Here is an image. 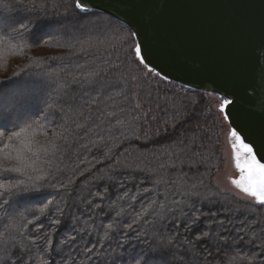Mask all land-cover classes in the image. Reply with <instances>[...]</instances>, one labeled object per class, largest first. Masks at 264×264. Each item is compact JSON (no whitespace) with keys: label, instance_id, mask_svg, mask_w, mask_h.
Instances as JSON below:
<instances>
[{"label":"snow or ice","instance_id":"obj_1","mask_svg":"<svg viewBox=\"0 0 264 264\" xmlns=\"http://www.w3.org/2000/svg\"><path fill=\"white\" fill-rule=\"evenodd\" d=\"M16 4L13 10L0 0V10L8 8L10 12L8 15H0V44H8L9 41L15 40L16 43L11 46L23 52L26 47H31L37 42L45 45L54 42L59 47L74 49L69 52L70 57L86 54L89 49L96 47L91 41L80 38L84 28L81 21L90 14L94 7L93 0H16ZM17 13L35 15L36 20L31 23L20 22ZM119 22L120 17H115L116 28L119 27ZM107 23L109 27H113L111 18ZM152 23V20H148L144 25L132 26L133 30L120 42L122 44L128 40L133 41L134 46L129 45L127 54L131 63L136 65L135 73L126 70L119 77V83H122L123 87L116 95L123 94L125 99H139L138 93L133 92L131 97L128 93L132 87L138 88L149 74L161 77L164 81L170 79L164 68L153 62L154 59L160 60L167 53L163 47L157 49L144 34ZM108 47L116 49L117 43L114 42ZM259 47L264 48V31L260 36ZM29 59L30 62L20 71L0 79V143H3V148H0V159L10 162L9 166L0 164V223L7 221L4 224V231L0 232V264H124L122 251L102 247L106 240L111 239L107 230L118 227V222L114 220L104 225L105 232L102 236L97 232L98 241L93 242L87 240L84 235L87 232L90 237L94 231L90 228L92 217L83 219V212L81 215L76 214L81 205L92 209L101 207L94 199L84 198L85 192H88L90 197H99L103 200L108 187H105L103 192L88 191V183H85L82 189L75 188L74 185L78 181L74 175L73 164L65 162L71 161L68 152L74 144H78L80 150L91 151L86 144L78 143L77 133L89 123L90 117L84 115V108L96 104V97L86 91L83 103L79 107L72 104L65 107L63 103H59L72 85L89 90H96L97 86L99 89L119 86L111 82H102L101 75L105 71H115L118 66L109 63L107 69L90 67L84 70L79 64L75 67L64 64L52 68L46 64L44 58ZM248 89H251V93L247 95L250 105L247 121L238 124L235 112L228 111V106L234 104L233 100L221 97L218 108V111L223 113V120L228 121L230 125L227 136L235 167L239 171L238 178L232 179L231 183L248 198H236L244 206L233 207L228 202L217 205L215 200L210 199L211 192L203 195L198 190L201 186L205 189L210 187L204 185L203 179L186 187V174H177L175 177L160 174L161 171L167 172L165 164L159 165V170L148 169V174L157 178L148 180L153 187L144 188L143 192L156 193L157 199L149 203V207L154 209L151 214L156 218L151 222L145 220L144 223L152 229V235L157 242L154 246H149L148 251H141L131 257L128 264H153L152 255L174 248L177 241L185 248L190 258L189 264H211L209 260L211 253L201 259V249L205 242L215 244L219 251L221 248L236 244L237 240L255 244L259 251H253L251 255L231 256L222 264H235L237 260L247 261L248 264H264V213L260 211L264 208V83L257 85L253 81L248 85ZM248 89L245 90L246 93ZM96 94L99 96L101 93L97 90ZM41 103L47 105V111L41 117L33 119ZM140 108L141 104L135 105L136 111ZM55 109L63 114V122L58 126L59 130H52L46 143L37 146L35 137L40 133L48 136V125L54 123ZM49 113H52V119L49 118ZM144 119L147 120V113ZM71 124H75L76 131L70 127ZM176 126V123L172 124L173 128ZM129 130L135 140L140 139L138 133L143 129L138 121L135 127L129 125ZM196 138V134L193 133L190 144L186 143L183 136L174 141L178 145V151L170 154L175 159L169 167L176 168L177 160L182 166L185 163L182 157L185 156L191 160L189 153L200 157V153L191 152ZM124 139L128 140L129 137ZM145 139L150 141L148 135ZM92 143L95 146L94 142ZM79 154L76 152L78 160L75 165L76 171L84 163L83 160H79ZM114 163L117 165L116 168H112L111 165L109 167L116 175L128 170L145 173V168L140 164L133 165L119 160ZM86 173L91 175V170L80 171L79 177L83 179ZM105 176L108 181L115 179V175L108 176L105 173ZM93 179L103 181L105 177ZM161 185L165 186L163 193L158 191ZM119 187L123 188V185ZM169 188L176 189L171 192L172 196L179 193L182 198L170 200ZM53 192L56 195L52 199H47ZM124 196H127L126 192ZM124 196H118L117 200L123 199ZM161 198L163 202H160ZM131 199L136 200L137 196L133 195ZM42 200L46 202L38 209L37 215V210L30 208L29 205L32 201ZM205 202L212 205L215 210L202 211L198 205ZM115 203L116 201H113L109 208ZM174 209H179V216L175 215ZM29 215L32 219H27ZM45 216L48 217L47 227L51 228L50 232L45 231L46 226L41 219ZM116 216H120V213L117 212ZM169 217L173 221L174 231L169 235H161L159 228L167 227L162 222ZM136 223L137 220H133L132 224L125 227L131 230ZM33 224L35 227L29 231ZM62 224L66 225V230L63 237L54 244L53 233H56ZM180 228H183V234L180 233ZM97 243L101 246L97 247Z\"/></svg>","mask_w":264,"mask_h":264},{"label":"trees","instance_id":"obj_2","mask_svg":"<svg viewBox=\"0 0 264 264\" xmlns=\"http://www.w3.org/2000/svg\"><path fill=\"white\" fill-rule=\"evenodd\" d=\"M3 2L13 10L17 6L16 0H3ZM8 14H10L8 8L0 10V15ZM110 18L108 15L91 10L90 14L81 21L84 28L80 38L96 44V47L89 49L86 54H77L70 57L69 52L74 51V49L59 47L54 42L47 45L37 42L31 47H26L23 52L17 47L11 48L12 46L6 45L10 48L9 52H3V54L0 50V79L10 76L13 72L20 71L30 62L29 58H44L46 64L52 68H58L64 64H68L70 67H75V65L79 64L83 66L84 70L90 67L107 69L109 63L118 66L115 71H105L101 75L103 77L102 82H111L119 84V86L106 89H99L97 86L96 90H89L81 88L79 85H72L67 95L59 103H63L65 107L68 104L79 107L83 103L86 91L91 96L96 97V104L84 108V115L90 117L89 123L77 133L78 143L86 144L91 151L80 150L78 144H74L73 148L68 152L71 161L66 160L65 162L73 164L74 175L78 181L74 185L75 188L82 189L85 183H88V191L103 192L104 188L108 187V192L103 200L99 197H90L88 192H85L84 198L94 199V202L100 204L101 207L92 209L86 205H81L76 214L81 215L83 212V219H87L89 216L92 217L90 228L94 229V231L90 237L87 232L84 235L87 240L93 242L98 241L97 232L101 236L105 232L104 225L112 223L114 220L117 221L119 226L107 230L111 239L106 240L102 247L109 250L116 248L118 251H122L124 253V264H128L131 257L136 256L141 251H148L149 246H154L157 242L152 235V229L148 224L144 223L145 220L151 222L156 218L151 214L154 209L149 207L150 201L157 199L156 193L148 194L143 192L144 188L151 189L153 187L147 181L157 178L155 175H149L148 169L159 170V165L165 164L167 172L161 171L160 174L170 175L171 177H175L177 174H186V187L203 179L204 185H209L210 187L205 189L201 186L198 190L203 195H208L211 192L210 199L215 200L217 205L226 202L233 207H243L244 205L236 199V196L225 191H219L212 183L214 175L222 168L224 163L222 142L224 140V125H226V122L222 117L218 116V112L214 109L213 99L201 91L188 90L174 83L160 80L159 77L153 74H149L138 88L132 87L130 89L129 97H131L133 92H136L139 95V99H125L123 94L116 95L117 92H120V88L123 87V84L119 83L121 73L126 70L135 73L136 65L131 63L127 54L129 45L134 46L133 41L128 40L126 43H120L131 30L120 22L119 27L116 28L115 19L113 18H111L113 27H109L107 21ZM17 19L23 23H31L36 20V16L17 13ZM14 41H9V43ZM114 42L117 43L116 49L108 47ZM51 57H56L57 59L52 60L50 59ZM27 59L28 62H24ZM97 90L101 93L99 96L96 94ZM149 93L151 94L150 96ZM105 97H111V99H105ZM138 103L141 104V108L136 111L135 105ZM46 111L47 105L41 103L39 111L32 118L41 117ZM54 111L55 120L53 124L48 125V136L40 133L35 137L37 146L46 143L52 130H59L58 126L63 122V114L58 109ZM108 113H113V115H108ZM145 113H147V120L144 119ZM49 118L52 119V113H49ZM137 121L143 129L138 133L140 135L139 140H135L129 130V125L135 127ZM173 123L177 125L175 128L172 127ZM70 127L73 131H76L75 124H71ZM193 133L196 134L197 138L195 144L192 145L191 152L200 153V157L192 156L189 153L191 160H189L188 156H185L182 157L185 160L182 166L177 160L175 161L176 168L169 167L175 159L170 154L178 151V145L174 141L178 137L183 136L186 139V143L190 144ZM146 135L150 137V141L145 139ZM124 137H129V139L125 140ZM92 142H94L95 146H93ZM121 144L123 145L122 147L120 146ZM0 148H3V143H0ZM76 152L80 153L79 160L84 161L79 166L78 171L75 170V165L78 163ZM117 160L127 161L133 165L140 164L141 167L145 168V173L141 174L128 170L116 175L109 165L112 168H116L117 165L114 161ZM0 164L9 166L10 162L0 159ZM190 164H194V166H190ZM61 166L63 167L64 165L62 164ZM84 169H90L91 175L86 173L81 179L79 172L84 171ZM105 173L108 176L115 175V179L108 181ZM101 176L105 177L103 181L93 179V177ZM121 184L123 188L119 187ZM158 191L163 193L165 186L161 185ZM173 191H176V189L169 188L168 198L170 200L182 198L179 193L172 196L171 192ZM125 192L127 196H124ZM55 195L56 193L53 192L52 196L47 197V199H52ZM133 195L137 196L136 200L131 199ZM118 196H124V198L117 200ZM113 201H116V203L109 208ZM45 202L46 200L37 201L33 206L37 210V215H39L38 209ZM160 202H163L162 198ZM198 206L205 212L215 210L207 202ZM260 211L264 213V208L260 209ZM117 212L120 213V216H116ZM174 213L179 216V209H174ZM27 219H32V216H27ZM41 219L46 226L45 231L50 232L51 228L47 227L48 217L45 216ZM133 220H137V223L133 224L132 229L129 230L125 226L132 224ZM5 223L7 221L0 223V232L4 231ZM162 223L167 225V227L159 228L161 235H169L174 231L171 217ZM204 223L206 224V221ZM34 227L35 224L31 225L29 231ZM65 230L66 225L62 224L59 230L53 233L54 244L63 237ZM179 231L183 234L184 230L180 228ZM137 233H140V235L138 236ZM100 246L97 243V247ZM253 251H259L255 244H248L239 240L231 247L221 248L219 251H217L215 244L205 242L201 249V259L211 253V256H209L211 264H222L231 256L251 255ZM56 259L59 260V257ZM151 259L153 264H189L190 258L187 256L185 248L180 245V241H177L174 248L152 255ZM235 264H248V262L237 260Z\"/></svg>","mask_w":264,"mask_h":264},{"label":"water","instance_id":"obj_3","mask_svg":"<svg viewBox=\"0 0 264 264\" xmlns=\"http://www.w3.org/2000/svg\"><path fill=\"white\" fill-rule=\"evenodd\" d=\"M93 5L92 11L118 16L130 30L152 20L144 34L166 51L153 62L169 81L233 100L228 111L235 112L237 123L249 119L248 85L264 83L259 47L264 0H93Z\"/></svg>","mask_w":264,"mask_h":264},{"label":"rangeland","instance_id":"obj_4","mask_svg":"<svg viewBox=\"0 0 264 264\" xmlns=\"http://www.w3.org/2000/svg\"><path fill=\"white\" fill-rule=\"evenodd\" d=\"M13 44H15V41L14 42H11V43H8V44H5V45L0 44V50L2 51V53L3 52H9V49L10 48H8L6 45H8V46L11 47V45H13ZM11 48H14V47H11ZM1 60H2V57H1ZM24 62H28V59H27V61L25 60ZM159 79L160 80H163L161 77H159ZM168 82H171V83H174V84L180 86L179 84H177L175 82H172V81H169V80H168ZM180 87L186 88V87H183V86H180ZM186 89L192 90V89H189V88H186ZM192 91H196V90H192ZM203 93L204 94H207L209 98H211V99L214 100V109L218 112V114H219L218 116H220V118L221 117L223 118V113H220L218 111L219 104L221 102V98L219 96H217V95H214V94H209V93H205V92H203ZM225 122H226V125H224V133H223L224 140L222 142V153H223V157H224V160H223L224 163H223L222 168L220 170H218L216 172V174L214 175V178H213V182L212 183L219 190H224L225 192H227V193H229L231 195L235 194L234 196H236V197H244L245 199H248L247 197H245V195L242 192H240L231 183V180L232 179L238 178L239 171L235 167V163H234V160L232 158V149H231L230 141H229V138L227 136V132L229 130V126L230 125H229L228 121H225ZM36 203H37V201H32V203L29 205V207L34 209L33 206Z\"/></svg>","mask_w":264,"mask_h":264}]
</instances>
